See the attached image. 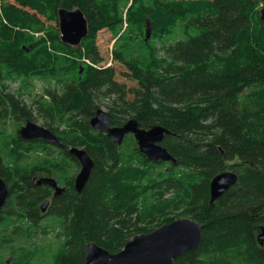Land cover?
Masks as SVG:
<instances>
[{"label": "trees", "instance_id": "16d2710c", "mask_svg": "<svg viewBox=\"0 0 264 264\" xmlns=\"http://www.w3.org/2000/svg\"><path fill=\"white\" fill-rule=\"evenodd\" d=\"M62 7L88 20L77 46L61 40ZM20 29L23 39L48 33L55 53L47 43L41 61L26 46L15 52L4 33ZM103 29L115 39L108 66L99 65ZM23 77L54 80L56 88L28 105L26 91L8 87ZM98 97L111 101L112 125L134 118L170 130L162 144L176 163L149 160L132 134L118 144L94 129ZM0 107V175L9 188L0 212V251L9 258L0 264H83L90 241L117 253L135 235L182 217L203 225L202 240L175 264H264V0H0ZM34 110L62 145L26 140L22 126L6 136L4 120L15 114L25 124ZM52 146L61 156L49 161ZM72 146L94 160L80 193ZM228 170L238 181L210 204L211 180ZM43 176L66 188L50 207L47 225H60L54 247L40 236L44 218L33 214L50 196L35 182Z\"/></svg>", "mask_w": 264, "mask_h": 264}, {"label": "water", "instance_id": "95a60500", "mask_svg": "<svg viewBox=\"0 0 264 264\" xmlns=\"http://www.w3.org/2000/svg\"><path fill=\"white\" fill-rule=\"evenodd\" d=\"M58 24L61 40L71 46L81 44L88 36V20L80 9H58ZM151 33L150 23L146 30V40ZM112 114L103 108H98L90 123L94 129L107 133L116 143L120 144L128 134H133L139 150L154 162L164 161L176 163V158L163 146L162 142L170 130L156 124L150 128H143L134 118L123 125H112ZM24 139L42 138L53 144H61V140L48 128L29 121L20 129ZM69 153L76 157L81 165L75 178V189L80 193L90 178L94 160L85 148L72 146ZM238 181V175L233 171H224L217 174L210 184V204L219 199L230 187ZM36 184H46L55 189L59 196L66 191L52 177H42ZM9 195L8 184L0 175V212L6 204ZM49 201L42 204L46 211ZM203 225L190 217L178 218L165 223L154 230L137 234L117 253H111L97 243L90 241L86 244L85 260L83 264H175V259L186 251L194 250L202 240ZM258 242L264 245V228L258 235Z\"/></svg>", "mask_w": 264, "mask_h": 264}, {"label": "rangeland", "instance_id": "374dc122", "mask_svg": "<svg viewBox=\"0 0 264 264\" xmlns=\"http://www.w3.org/2000/svg\"><path fill=\"white\" fill-rule=\"evenodd\" d=\"M4 23H7L6 20H4ZM2 24V25H3ZM51 24L56 25L57 22L55 20H53V22H51ZM51 26V25H48ZM48 33L52 30L56 29L51 26V27H47ZM5 30V29H4ZM9 30H17L19 31V29L16 28H9ZM8 30V33H4V40L7 42L8 45H12L16 51L15 52H19V49H22L23 47H27V53L30 55L36 56V53H38V56L41 55L40 61L42 60L43 57L46 56L45 53H43V50L41 49V47L45 46L47 43V47L49 50V53L52 54L55 53L53 50V46L52 43L48 40L49 36L48 33H46V35H44V31L41 32H36V31H27V37L26 39H23V33L25 32V30L20 29L21 32H10ZM23 31V32H22ZM5 32V31H4ZM50 34H54V31H52ZM146 34V32H145ZM42 35H44L42 39H38L40 38ZM18 36V38H17ZM47 40V41H46ZM114 36L112 35V33L107 30V29H103L101 30V32L99 33V37L97 40L98 45L100 46V54L103 57V61L101 63H99V65H105L108 66L111 63L113 64V59H112V48H113V43H114ZM37 41L41 44H39V48L38 49H34V42ZM42 41V42H41ZM18 49V50H17ZM11 50V49H10ZM62 54H66L68 55L65 50L62 51ZM38 58V57H35ZM71 60V59H70ZM83 63H85V58H81L80 59ZM72 61V60H71ZM88 63H90L89 61H86ZM75 65V64H73ZM16 80V81H15ZM8 87L10 91L15 92L16 89H20V90H24L26 91L25 94L23 95L22 99L28 104L30 105L32 102V98L35 95H40L43 98L48 99V96L45 94V89L46 88H56V82L54 80L51 81H46L44 80V78H26L23 77V80H20L19 78H14V81H8ZM5 89V87H4ZM16 93V92H15ZM96 102L100 105V108H103L106 111H109L108 107L111 105V101L108 100L107 98H97ZM1 109V107H0ZM10 111V110H9ZM34 117H35V122L44 125L46 118H44L45 116L42 115L40 113V111L38 110V112H36V110H34ZM9 114V113H8ZM15 114L11 115L10 119H6L4 120V123L2 122V126L4 127V131L7 137L10 138H14L15 134L14 132L17 131L23 124L25 121L18 119L16 116H14ZM20 132V131H19ZM0 137H2L0 135ZM52 154H51V153ZM50 152L46 155L50 160H54L56 158V156H61L59 153L60 152V148L56 147V146H52ZM39 156L42 155L41 153H37ZM30 158L34 157V155L31 153ZM30 158H28L26 161H28ZM41 159H43L41 157ZM24 161V163L26 162ZM78 170H80V167L78 168ZM14 212L17 213V209H16V205H14ZM50 215H48L47 217H45L43 219L42 225H44V227H46L45 230H42V233L40 234V236L48 243V246L54 247L56 245V240L54 243H52V241H50L51 239L54 240V236H56V234H58L60 232V225H52V226H48L47 223H50V221H48L49 219H51L49 217ZM58 224V223H57ZM39 233V232H38ZM42 238H40V240H42ZM37 239V237L35 238V240ZM60 240V239H59ZM58 241V240H57ZM59 242V241H58ZM46 243V244H47ZM1 249V248H0ZM11 257V256H10ZM0 258L3 260L5 258H9V254L3 253L2 251H0ZM49 260H51L52 258H48Z\"/></svg>", "mask_w": 264, "mask_h": 264}, {"label": "flooded vegetation", "instance_id": "af4514ba", "mask_svg": "<svg viewBox=\"0 0 264 264\" xmlns=\"http://www.w3.org/2000/svg\"><path fill=\"white\" fill-rule=\"evenodd\" d=\"M0 112H1V109H0ZM26 121V120H25ZM29 121H32V120H29ZM29 121H27L26 123H28ZM33 122H35V120L33 121ZM25 123V124H26ZM37 123V122H36ZM25 124H23V125H25ZM39 124V123H38ZM41 125V124H40ZM43 126V125H42ZM45 127V126H44ZM47 128V127H46ZM20 130V129H19ZM50 130V129H49ZM53 132V131H52ZM54 133V132H53ZM56 133V132H55ZM54 133V134H55ZM56 135V134H55ZM53 145H55V144H53ZM36 182V181H35ZM37 185H43L44 187V190L47 192V193H49V195L50 196H48V197H45L43 200H42V203H40V205H39V211H37V212H34L33 214L34 215H39L41 218H45V217H47L48 215H50L51 216V209H50V207H51V205H52V202H53V199L54 198H56L57 196L55 195V189L54 188H52V187H50V186H45L46 184H37ZM44 201H49V206L47 207V210L46 211H44V210H42V204H43V202Z\"/></svg>", "mask_w": 264, "mask_h": 264}, {"label": "bare ground", "instance_id": "6f19581e", "mask_svg": "<svg viewBox=\"0 0 264 264\" xmlns=\"http://www.w3.org/2000/svg\"><path fill=\"white\" fill-rule=\"evenodd\" d=\"M46 104H47V102H46ZM74 119V118H73ZM112 122V121H111Z\"/></svg>", "mask_w": 264, "mask_h": 264}]
</instances>
